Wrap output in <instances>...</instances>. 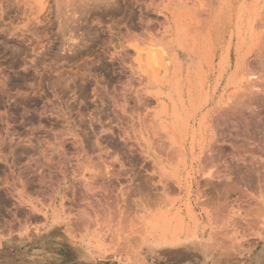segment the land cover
Here are the masks:
<instances>
[{"label":"bare ground","instance_id":"6f19581e","mask_svg":"<svg viewBox=\"0 0 264 264\" xmlns=\"http://www.w3.org/2000/svg\"><path fill=\"white\" fill-rule=\"evenodd\" d=\"M110 1L115 0H106L108 3L104 6L99 3V6L95 8V13L92 12L95 14L97 26L100 28L105 24L107 26V30L100 31L103 35L107 34L106 37L100 38L103 42L101 48L110 54L108 67L105 66L107 70L101 66L99 58L101 55L97 54L99 57L95 56L91 59L87 57L83 63L81 62L82 64L78 66L75 64L78 67L75 71L78 73L74 74L80 78L77 76H74L77 78H73L71 75L73 71L69 73L71 70L68 71V75L71 76L66 77L67 75H65V82L68 78L66 85L64 84L65 93H69L68 97L65 96L69 109L68 111L66 109V112H68V120L71 121L72 117L74 118L72 112L75 107L73 108V106L77 104V116L74 120H78V123L76 122L78 128L75 124L76 129L72 132L73 135L79 137L77 146L80 147L84 163L89 164L91 171L89 178L95 180L99 177L104 185L106 181L121 180L122 176H119L120 173L118 175L117 172L126 171L127 163L132 165L130 169H135L133 167L137 166L139 172L135 170L137 173L135 176H137L131 178L133 179L131 182H134L135 187L144 192V196L150 200L156 193L151 191V185L149 186L148 183L153 180L156 174L162 177L160 179L172 181L175 184V186L171 185L172 193L176 188L183 192L179 198V206L174 207L176 203L174 201L171 202V206L168 203L170 198L167 202L164 200L165 204L162 200L163 205L161 203L156 209L146 207L147 204L143 201L145 199L141 201L146 204L144 206L142 203L140 209L143 212V215L140 216L144 218V221L138 231L140 230L144 234L142 242H145L140 247L141 252L152 248L153 243L156 242L154 239L161 235L166 239L163 241L165 244L182 245L181 252L193 261H199L200 258L205 260L209 253H214L215 249L220 247L221 250L218 252L221 257L218 256V261L222 262L224 260L222 259V247L225 242L222 243L223 239H220L223 234L221 228L229 221L230 225L239 224V219L235 217L234 219L238 220L235 221L232 218V221L229 217L225 222L223 218H221L222 220L219 218L221 216H218L220 220H217L213 226L204 222L205 216L203 212H199L198 206L207 203L205 200L210 193L206 190L207 187L202 189L200 184L203 182L206 186L212 180L231 178L226 172L227 167L230 168L228 159L223 158L224 155H222L225 151L222 149L225 133L228 132L229 138L238 140V136L242 135L245 130L250 134L255 130L251 122L259 123L264 127V0H197L198 7H196L197 5H185L191 0H165L166 4L161 12L165 26L159 31H155L149 23L145 22L143 14L139 16L140 25L132 23L124 13L122 17L115 18L118 9L116 10L114 3L110 4ZM176 2L183 4V7L175 6ZM106 16L109 17V21L104 18ZM69 31H65V33H69ZM138 31L140 32L138 33ZM67 58L69 59V57ZM84 67L87 68L85 73L81 72L82 69H85ZM89 91L93 96L91 100L88 99ZM237 140L236 143L233 141L234 146L231 144L234 147L231 158L236 161L239 160L240 146ZM248 149L250 148L248 147ZM95 156L97 161L96 158L94 159ZM96 165L102 168L101 171L99 170V174L96 170L94 171L99 168ZM116 165L119 167L118 170ZM143 170L145 174L142 173ZM255 177L257 176L255 175ZM259 180L262 181L264 178ZM251 181L250 183H252ZM165 186L169 191L165 190L170 192L169 186L167 184ZM54 188L56 187L54 186ZM54 188L53 192H55ZM178 190L177 193H179ZM159 196L160 193H157L156 198ZM161 196L164 197V195ZM21 202L18 203L22 204ZM257 204L259 205L254 212L255 219L252 218L254 221L252 229L255 230L253 234L255 238H259L262 243V248L257 256L259 260H264V205L261 202ZM84 216L86 217H83L86 221V223L83 222L84 227L90 230V223L92 224L93 220H88L89 218ZM226 217L227 215L224 218ZM58 221V214L54 212L51 226L45 230L46 232L40 233L36 239H33L32 243L38 244L41 249L50 248V235L53 231L51 229ZM104 221L106 222V220ZM110 225L111 222L110 224L108 222L109 227ZM239 225L241 226V224ZM245 231L241 235H244ZM7 232L6 229L5 233ZM206 234L209 235L204 238L203 236ZM236 235L238 234L236 233ZM225 236L223 235V237ZM60 237L62 238V236ZM90 238L86 239L92 243V238ZM18 239L22 241L24 238L13 236L8 241L16 242ZM86 239H84V243L83 239L81 241L72 239L73 251H70L73 254L72 257L78 260L93 258L92 252L86 247V242H88ZM62 243L65 244V242ZM236 246V250L242 253L239 241L236 242ZM227 247L226 245L225 248L227 249ZM57 251L54 252L56 255L59 252ZM173 251L177 253L180 249L173 248ZM61 253L59 252L58 255ZM55 258L57 257L55 256ZM50 259L52 258L50 257Z\"/></svg>","mask_w":264,"mask_h":264},{"label":"rangeland","instance_id":"374dc122","mask_svg":"<svg viewBox=\"0 0 264 264\" xmlns=\"http://www.w3.org/2000/svg\"><path fill=\"white\" fill-rule=\"evenodd\" d=\"M0 1V264H217V262H214L217 260V256L213 252L209 253L205 260L204 258L203 260L200 258L201 261L190 260L186 254L181 252L182 245L165 244L163 241H166V239L161 235L154 239L156 242L153 243L152 248H147L141 252L140 247L145 244V242H142L144 241L142 240L144 234L140 230L138 231L144 221V218L141 217L143 215L140 210L141 205L145 202L147 206L145 203L144 206L156 209L161 205L162 200L165 204L170 198L168 203L171 204L174 201V203L176 202L174 207L179 206V198L183 192L176 188L175 192L172 193L171 185L175 186L172 181V184H170V180L160 179L162 177L156 174L153 180L148 183L149 186L151 185V191L156 193H153L155 195L150 200L144 196V192L135 187L134 182H131L133 180L131 178L137 176H135L137 174L135 170L139 172L137 166L133 167L135 169H130L132 165L127 163L126 171L121 170L123 174L121 171L117 172L118 175L120 173L119 176H122V181L114 180L113 182L110 181L111 183L106 181L107 184L104 182L103 185L99 177L96 178L97 180L92 179L93 181L89 178L91 175L89 164L84 163L80 147L77 146L79 137L73 135L72 132V130L78 128L76 124L78 120H74L77 116V104L73 106V108L75 107L72 112L74 118L72 117L73 121L71 120V122L70 119L68 120V112H66V109L69 110L66 105V97L69 93H65L64 84L68 80L67 78L65 82V78L71 75L73 78H80L74 73H78L75 71L78 68L77 66L82 64L87 57L91 59L101 55L99 57L100 64L107 70L110 54L101 48L103 43L101 39L106 37L107 34L104 33L103 35L100 32L104 29L107 30V26L105 23L102 28L97 26L95 14L93 13H95V8L99 6V3L104 6L108 2L106 0ZM109 3H114L116 10L118 9L115 18L122 17L124 13L132 23L140 25L139 16L143 14L145 22L149 23L155 31H159L165 26L161 15L166 4L165 0H115ZM197 4H199L197 0L185 3V5L191 6ZM174 5L180 8L183 7V4L179 2L174 3ZM104 18L109 21L108 16ZM65 31H69V33H65ZM69 70H71L69 73L73 71L74 75H68ZM85 70L87 71V68L82 69L81 72L84 71L85 73ZM65 75L67 76L65 77ZM90 93L91 91H89V100L93 99ZM75 124L77 127L74 126ZM252 124L255 130L251 134L245 130L242 135L238 136V140L236 138L240 144L238 150L240 161L231 158L234 152L233 141L236 140L232 137L229 138L228 132L225 133L223 138L222 149L225 151L223 150L222 155H224L223 158L228 159L229 163H227L230 168L227 167L226 172L229 173L231 178H228L229 180L227 178L212 180L206 186L203 182L200 184L202 189L207 187L206 190L210 193L206 198L207 200H205L207 203L198 206L199 212H203L205 216L204 222L213 226L221 218L227 222V218L230 217L232 220V218L237 217L239 220L237 218L236 220L241 224V226L239 224L230 225V221L227 224L223 222L226 225L222 223L223 227L226 228H221L223 234L220 235V239H223L222 243L225 242L226 244L224 243V247H222L224 260L221 264H257L255 262L259 261L257 254L262 248L261 240L253 235L255 230L252 229V226H254V212L259 205L257 203L261 202L264 205V180H259L264 178V127L259 123L251 122ZM227 135L232 141L227 138ZM241 146L244 149H240ZM95 160L97 161V158ZM99 168L98 170L97 168L94 169L98 174L99 170L102 169L101 166ZM116 168L118 170L119 167ZM142 173L145 174L144 170ZM123 176L127 177L124 178ZM254 179H257L256 182ZM54 181H58V183ZM94 184H97L96 187H94ZM166 184L169 186L170 192H168ZM53 188L55 192H53ZM234 189L235 191H233ZM177 190L179 193H177ZM157 193H160L159 198H156ZM161 195H164V197ZM142 200L144 202L141 203ZM149 203L151 204L149 205ZM54 212L58 214L59 221L55 222L51 229L53 231L50 235V248H53L41 249L38 244L32 243V240L36 239L40 233L46 232L45 230L51 226ZM219 213L222 215H219ZM229 214L230 216H228ZM239 214L240 218L238 217ZM84 215L89 218H87L88 220H93L92 224L90 223L91 231L84 227V223H86L83 219ZM226 215L227 217L224 218ZM218 216H221L220 219ZM108 222L109 224L111 222L110 227ZM244 225L245 227H243ZM6 229L8 230L7 233H5ZM67 229L74 235L81 233L86 238H92H90L92 243L85 238L88 241L86 247L92 250H90L93 255L92 259L78 260L72 257L73 254L70 251H73V240L65 235ZM243 231L246 233L244 232V235H241ZM58 235L64 237L63 240ZM129 235L131 236L129 237ZM208 235L206 234L203 237L207 238ZM223 235L226 236L223 237ZM13 236L24 239L22 241L18 239L16 242L8 241ZM238 241L240 249L243 250L242 253L236 250V242ZM62 242H65V244ZM226 245L228 246L227 249L225 248ZM230 247L232 249H228ZM173 248H179L180 251L176 253ZM55 249L60 253L62 251V253L58 255L59 252L57 251V256L54 253L56 252ZM215 250L219 251L221 249L219 247ZM261 261L264 262L263 259Z\"/></svg>","mask_w":264,"mask_h":264},{"label":"crops","instance_id":"0c3cea01","mask_svg":"<svg viewBox=\"0 0 264 264\" xmlns=\"http://www.w3.org/2000/svg\"><path fill=\"white\" fill-rule=\"evenodd\" d=\"M65 235L68 237V238H71V240L73 239V240H77V241H81L82 239V241H83V243H84V239H85V235H82L81 233L80 234H77V235H74L73 233H71V232H69L68 231V229L65 231ZM76 242V241H75ZM91 250V249H90ZM92 251V250H91ZM238 253V252H237ZM219 254V255H218ZM214 255L215 256H217V260L216 261H214V262H217V264H221L222 262H219L218 261V256H220V253L218 252V251H215L214 252ZM221 257V256H220ZM222 259H223V256H222ZM255 262H257V264H264V262L263 261H261V260H259V261H255Z\"/></svg>","mask_w":264,"mask_h":264}]
</instances>
